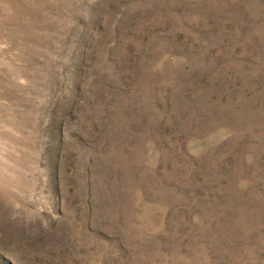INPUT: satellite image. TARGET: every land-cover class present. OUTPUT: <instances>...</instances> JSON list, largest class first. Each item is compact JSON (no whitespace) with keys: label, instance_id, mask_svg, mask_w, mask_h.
Masks as SVG:
<instances>
[{"label":"rangeland","instance_id":"1","mask_svg":"<svg viewBox=\"0 0 264 264\" xmlns=\"http://www.w3.org/2000/svg\"><path fill=\"white\" fill-rule=\"evenodd\" d=\"M0 264H264V0H0Z\"/></svg>","mask_w":264,"mask_h":264}]
</instances>
